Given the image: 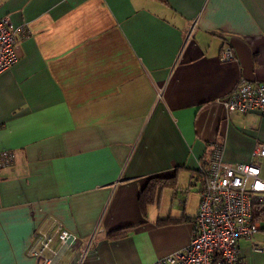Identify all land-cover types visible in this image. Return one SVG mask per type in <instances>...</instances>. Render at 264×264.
Listing matches in <instances>:
<instances>
[{
	"label": "crops",
	"instance_id": "obj_1",
	"mask_svg": "<svg viewBox=\"0 0 264 264\" xmlns=\"http://www.w3.org/2000/svg\"><path fill=\"white\" fill-rule=\"evenodd\" d=\"M2 17L22 44L0 74V264H41L30 251L59 227L78 240L55 239L56 264L184 249L215 144L264 178V116L221 101L264 82V0H0ZM258 223L244 264H264Z\"/></svg>",
	"mask_w": 264,
	"mask_h": 264
},
{
	"label": "built area",
	"instance_id": "obj_2",
	"mask_svg": "<svg viewBox=\"0 0 264 264\" xmlns=\"http://www.w3.org/2000/svg\"><path fill=\"white\" fill-rule=\"evenodd\" d=\"M21 44L20 34L11 20L0 18V74L19 61ZM232 58L231 48H225L222 59ZM221 101L229 114L257 112L264 116V82L241 79ZM255 154L264 157V144ZM11 161L8 152L0 155L1 166ZM202 168L205 184L189 244L149 264H240V239L251 238L259 230L258 221L253 219L252 200L264 197L260 165L228 163L223 158L222 144H215L207 165ZM55 239L60 249H69L74 247L78 237L59 227L53 234L42 233L39 246L30 253L39 258L41 264H56L61 250L54 246ZM255 249L262 250L258 245Z\"/></svg>",
	"mask_w": 264,
	"mask_h": 264
},
{
	"label": "trees",
	"instance_id": "obj_3",
	"mask_svg": "<svg viewBox=\"0 0 264 264\" xmlns=\"http://www.w3.org/2000/svg\"><path fill=\"white\" fill-rule=\"evenodd\" d=\"M252 212L253 219L255 221H260L264 224V197H257L252 200ZM262 229L264 230V225ZM240 264H244L243 258H241Z\"/></svg>",
	"mask_w": 264,
	"mask_h": 264
}]
</instances>
